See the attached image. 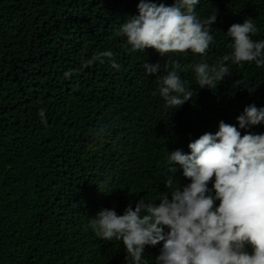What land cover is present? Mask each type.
Returning <instances> with one entry per match:
<instances>
[{
	"label": "trees",
	"instance_id": "1",
	"mask_svg": "<svg viewBox=\"0 0 264 264\" xmlns=\"http://www.w3.org/2000/svg\"><path fill=\"white\" fill-rule=\"evenodd\" d=\"M159 2V0H158ZM167 5L173 0H162ZM138 0H0V264H128L121 241L96 236L89 221L102 207L122 214L152 201L171 181L169 152H188L191 139L236 124L243 108L264 106V67L223 61L232 52L233 23L251 17L264 40V0H200L213 41L205 56L131 51L122 23ZM110 50L119 70L85 66ZM180 62L192 98L173 110L156 92L158 76L145 61ZM225 63L229 74L199 88L191 65ZM43 110L47 123H41ZM245 130H242V134ZM247 131L264 132V124ZM159 201H156L158 203ZM159 245L146 246L154 264Z\"/></svg>",
	"mask_w": 264,
	"mask_h": 264
},
{
	"label": "clouds",
	"instance_id": "2",
	"mask_svg": "<svg viewBox=\"0 0 264 264\" xmlns=\"http://www.w3.org/2000/svg\"><path fill=\"white\" fill-rule=\"evenodd\" d=\"M200 0H138L136 14L121 24L117 35H123L131 51L154 49L161 57L166 53L205 56L213 36L209 27L218 11L201 19L196 12ZM258 31L251 17L233 23L227 35L232 52L223 61L254 62L264 67V40H253ZM119 70L110 50L94 53L85 66L105 63ZM144 70L158 76L156 92L165 107L177 109L192 98L191 90L179 72L184 68L169 58L145 61ZM199 88H209L229 74L225 63L209 65L202 60L191 65ZM41 123L47 119L43 110ZM236 124L218 122L215 132H204L187 145L189 151L177 148L169 152L170 171L182 169L187 181L172 190L171 181L158 198L142 197L130 202L118 214L115 208L102 207L89 221V227L103 240L121 241L128 264H147L146 246L159 245L154 264H264V132L247 131L264 124V106L250 103L236 117ZM242 130H245L242 134ZM156 201H159L156 203Z\"/></svg>",
	"mask_w": 264,
	"mask_h": 264
}]
</instances>
